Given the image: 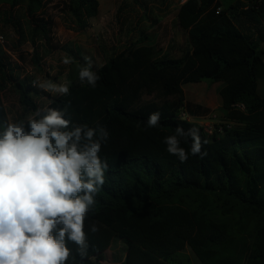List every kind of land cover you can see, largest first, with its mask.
Returning a JSON list of instances; mask_svg holds the SVG:
<instances>
[{
  "label": "trees",
  "instance_id": "1",
  "mask_svg": "<svg viewBox=\"0 0 264 264\" xmlns=\"http://www.w3.org/2000/svg\"><path fill=\"white\" fill-rule=\"evenodd\" d=\"M43 1L12 0L11 7L25 4L35 34L54 50V21L42 11ZM234 2L188 0L178 13L190 47L182 58H167L155 45L130 47L92 68L100 77L95 87L71 77L68 94L46 107L64 111L70 121L67 131L82 127L81 145L87 143V128L97 129L93 139L99 138L97 126L108 132L99 152L107 165L105 182L85 218L87 254L81 257L78 246L66 238L70 256L65 264H92L116 238L126 249L122 264H190L183 259L188 249L201 264H264V92H259L264 0H252L251 6L234 7ZM61 3L83 31L99 15V0ZM242 7L238 16L235 11ZM240 20L249 25L247 32ZM15 28L25 39L21 24ZM205 80L224 84L220 111L226 123L212 134L180 116L185 111L204 119L211 112L187 102L184 91ZM28 82L17 77L0 47V133L9 122L2 85H14L24 107L34 113L39 109L32 95L38 91ZM156 112L159 124L149 127ZM46 114L42 109L41 116ZM177 127L185 134L177 136L188 153L184 163L165 143ZM192 128L199 129L201 152L207 153L203 157L191 154Z\"/></svg>",
  "mask_w": 264,
  "mask_h": 264
},
{
  "label": "clouds",
  "instance_id": "2",
  "mask_svg": "<svg viewBox=\"0 0 264 264\" xmlns=\"http://www.w3.org/2000/svg\"><path fill=\"white\" fill-rule=\"evenodd\" d=\"M83 58L88 65L80 68L79 79L95 87L100 77L92 71L91 57ZM62 63L70 64L71 58L65 55ZM38 82L31 83L53 93L69 92L65 84ZM43 111L47 114L36 111L39 119L29 116L27 127L23 121L8 122L0 133V264H65L70 256L66 238L78 246L81 257L87 254L85 218L105 182L107 165L99 152L108 132L97 126L99 138L93 139L97 129L87 128V143L81 145L82 127L67 131L70 121L63 110ZM160 118L159 112L151 114L148 126H157ZM184 135L177 127L176 135L165 138L167 151L181 163L188 153L177 136ZM190 135L191 154L207 155L201 152L199 129H190ZM91 231H98L95 223Z\"/></svg>",
  "mask_w": 264,
  "mask_h": 264
},
{
  "label": "rangeland",
  "instance_id": "3",
  "mask_svg": "<svg viewBox=\"0 0 264 264\" xmlns=\"http://www.w3.org/2000/svg\"><path fill=\"white\" fill-rule=\"evenodd\" d=\"M188 0H99V15L90 20L86 31L80 30L76 21L62 11V0H44L42 11L54 21L53 47H49L41 35L35 34L34 27L26 12V5L12 9V0H0V37L5 43L0 47L15 65L16 75L21 81H51L57 85L69 87L71 77L79 79L80 68L86 67L92 59V68L99 69L111 58L128 48L155 45L162 49L167 58L180 59L189 51L187 34L179 24L178 13ZM252 0H235L234 7L240 4L251 6ZM244 8L236 10L240 16ZM41 16V14H39ZM244 20L240 24L247 32L249 25ZM20 23L26 36L21 39L15 24ZM251 28V33L256 29ZM259 28V27H258ZM264 30V26H260ZM255 35V32H254ZM264 49V43L262 44ZM71 58L70 64H63L62 58ZM148 74L146 69L142 76ZM38 82V83H39ZM223 83L212 84L203 81L184 87L186 101L198 104L211 112L204 118L213 128L226 123L221 108V90ZM38 93H32L39 109L46 108L50 102L60 96L59 93L45 91L33 86ZM3 104L9 122L27 121L35 113L20 103V93L14 85H2ZM259 92H264V81L260 82ZM148 97H145L147 99ZM114 245V247H113ZM125 245L119 238L114 239L111 249L104 256L93 259L92 264H122L125 257ZM113 247V248H112ZM183 259L190 264H201L193 252L188 249ZM124 263V262H123Z\"/></svg>",
  "mask_w": 264,
  "mask_h": 264
},
{
  "label": "built area",
  "instance_id": "4",
  "mask_svg": "<svg viewBox=\"0 0 264 264\" xmlns=\"http://www.w3.org/2000/svg\"><path fill=\"white\" fill-rule=\"evenodd\" d=\"M220 11H221V9H218V12H220ZM0 43H2V44L5 43V39L3 37H0ZM180 116L182 119H184L186 121L199 124L200 127H202L207 134H212L215 130H217V128H213L212 126H210L206 122V119L194 118V117L190 116L188 113H186L185 111L181 112ZM218 129L221 130V127Z\"/></svg>",
  "mask_w": 264,
  "mask_h": 264
},
{
  "label": "crops",
  "instance_id": "5",
  "mask_svg": "<svg viewBox=\"0 0 264 264\" xmlns=\"http://www.w3.org/2000/svg\"><path fill=\"white\" fill-rule=\"evenodd\" d=\"M243 22H245V21H243ZM239 25L240 26H242L240 23H239ZM262 34L264 35V30H262ZM114 241V240H113ZM121 242H122V240H121ZM113 243V242H112ZM123 243V242H122ZM124 244V243H123ZM112 246V245H111ZM113 247H114V245H113ZM112 247V248H113ZM123 247V249H124V252H125V257H124V259H123V261H122V263L125 261V258H126V249H125V247L124 246H122ZM109 250H112L111 248L109 249Z\"/></svg>",
  "mask_w": 264,
  "mask_h": 264
}]
</instances>
